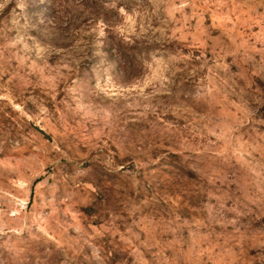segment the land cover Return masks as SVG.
I'll return each instance as SVG.
<instances>
[{
	"label": "rangeland",
	"instance_id": "374dc122",
	"mask_svg": "<svg viewBox=\"0 0 264 264\" xmlns=\"http://www.w3.org/2000/svg\"><path fill=\"white\" fill-rule=\"evenodd\" d=\"M0 264H264V0H0Z\"/></svg>",
	"mask_w": 264,
	"mask_h": 264
},
{
	"label": "water",
	"instance_id": "95a60500",
	"mask_svg": "<svg viewBox=\"0 0 264 264\" xmlns=\"http://www.w3.org/2000/svg\"><path fill=\"white\" fill-rule=\"evenodd\" d=\"M37 131H38L39 133H41L42 135L48 137L47 134H46L43 130H41L40 128H37Z\"/></svg>",
	"mask_w": 264,
	"mask_h": 264
}]
</instances>
